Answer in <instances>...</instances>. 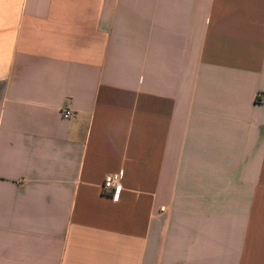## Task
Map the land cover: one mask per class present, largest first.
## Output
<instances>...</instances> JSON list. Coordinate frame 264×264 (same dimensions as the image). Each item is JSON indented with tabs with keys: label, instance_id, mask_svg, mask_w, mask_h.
Listing matches in <instances>:
<instances>
[{
	"label": "crops",
	"instance_id": "1",
	"mask_svg": "<svg viewBox=\"0 0 264 264\" xmlns=\"http://www.w3.org/2000/svg\"><path fill=\"white\" fill-rule=\"evenodd\" d=\"M0 264H264V0H0Z\"/></svg>",
	"mask_w": 264,
	"mask_h": 264
},
{
	"label": "built area",
	"instance_id": "2",
	"mask_svg": "<svg viewBox=\"0 0 264 264\" xmlns=\"http://www.w3.org/2000/svg\"><path fill=\"white\" fill-rule=\"evenodd\" d=\"M260 95H258L259 97ZM61 115L65 119H69L74 116V112L71 109L64 108L61 111ZM124 176V171L117 173L108 174L102 184V191L104 194L112 197L114 201H119L121 193L123 191L122 179Z\"/></svg>",
	"mask_w": 264,
	"mask_h": 264
}]
</instances>
